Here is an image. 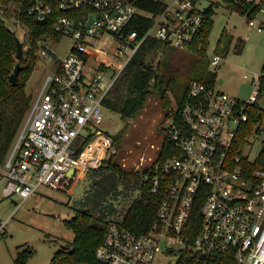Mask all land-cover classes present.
<instances>
[{
  "label": "built area",
  "instance_id": "built-area-1",
  "mask_svg": "<svg viewBox=\"0 0 264 264\" xmlns=\"http://www.w3.org/2000/svg\"><path fill=\"white\" fill-rule=\"evenodd\" d=\"M26 1L29 15L62 36L57 40L48 31L39 41L42 58L53 60V45L64 37L73 46L44 77L0 161L3 194L18 196V209L41 187L68 192L79 170L102 167L106 154H117L116 148L110 152L114 139L101 129L103 101L117 77L147 39L201 49L208 19L201 0H148L159 5L156 12L141 9L137 0ZM230 1L245 10L251 29L263 32L257 17L264 15V0ZM137 14L152 19L143 35L129 28ZM0 18L8 20L3 5ZM11 21L24 28L18 17ZM108 36L118 41V54L89 66L91 52ZM220 61L218 55L211 60L213 65ZM244 77L257 86L249 100L201 81L190 83L177 114L165 121L171 154L151 158L139 169L143 188L159 202L156 218L143 233L109 221L96 250L101 263L264 264V169L249 166L260 159L264 141L259 157L250 160L244 154L250 136L244 144L241 140L260 96L261 76ZM8 221L0 224V232Z\"/></svg>",
  "mask_w": 264,
  "mask_h": 264
},
{
  "label": "rangeland",
  "instance_id": "rangeland-1",
  "mask_svg": "<svg viewBox=\"0 0 264 264\" xmlns=\"http://www.w3.org/2000/svg\"><path fill=\"white\" fill-rule=\"evenodd\" d=\"M7 6V27L16 32L24 43L25 56L30 48L28 30L25 25L24 28L16 27L11 21L18 7L17 2H10ZM199 6L202 10L212 8L215 11L205 57L206 71L217 75L214 87L241 100H249L257 86L244 76L259 79L264 74V30L258 32L251 29L248 17L232 13L223 0H201ZM257 18L264 22L263 14ZM223 32L232 36L231 43L228 39L220 43ZM167 45L159 58L163 62H171V67L165 70L167 78L170 73L178 72L175 92L171 93L175 110L179 107V99L185 87L194 77L190 60L197 55L193 50ZM72 46V40L64 37L53 45L56 55L51 61L45 60L37 52L38 61L26 88L29 95L33 98L36 96L46 74L53 71L59 57L67 55ZM118 52V41L108 36L98 42L97 48L91 52L89 66L95 67L101 58L117 55ZM215 55L221 57L218 65L211 62ZM259 104L264 110V92ZM103 110L101 129L114 139L110 152L115 148L118 150L116 162L126 174L113 171L106 164L102 167L94 165L95 168L77 172L68 192L41 187L19 209L17 203L21 199L18 196L6 198L3 194L5 181H0V224L9 218L7 226L0 232V264H15L18 254L27 248L33 249L35 253L26 264H50L57 251L74 241L75 233L66 225V221L75 217L77 211H90L96 218L105 221H123L128 208L141 195L143 175L139 169L151 158H163L169 150L165 137L166 123L163 121L166 108L160 94L157 91L151 94L144 108L134 118L122 119L115 111L105 107ZM115 137L118 141H115ZM263 141L264 118L249 137L245 156L256 160L261 153ZM110 155L106 154L105 158ZM105 161L102 159L101 164Z\"/></svg>",
  "mask_w": 264,
  "mask_h": 264
},
{
  "label": "trees",
  "instance_id": "trees-1",
  "mask_svg": "<svg viewBox=\"0 0 264 264\" xmlns=\"http://www.w3.org/2000/svg\"><path fill=\"white\" fill-rule=\"evenodd\" d=\"M0 0V5L8 11L10 2H17L15 16L28 29L30 48L21 61L17 60L16 32L7 27L6 21L0 18V161H4L10 148L12 147L19 129L30 109L32 96L27 93V83L32 76L37 61V52L40 49L39 41L49 32L51 37L61 39V34L50 30L52 25L46 22H39L34 16L27 12V1L24 0ZM230 10L239 11L244 15L245 10L226 0ZM137 5L141 9L157 11L159 8L155 2L148 0H137ZM158 7V8H157ZM160 8L162 6L160 5ZM255 12V11H254ZM9 14V13H7ZM215 11L212 8L206 10L207 25L204 33L203 45L201 49L193 48L195 59L190 60V69L194 70V77L190 80L201 81L210 86L217 83V75L208 73L205 69V57L209 48V37L214 26L213 16ZM9 16V15H8ZM152 23L150 17L137 14L129 25L130 30H138L143 35ZM232 36L228 32H223L220 43L226 39L231 43ZM168 45L154 39H147L137 50L131 61L117 77L110 91L104 98V107L119 113L122 119L134 118L138 112L144 108L148 98L154 92H159L162 103L166 108L163 121L170 116L177 114L173 109L171 93L175 92L177 85V73L172 72L167 78L165 70L171 67V62H163L159 58L160 53ZM21 64V72L15 84L10 83L9 77L13 73L16 65ZM191 81V82H192ZM190 85V83H189ZM189 85L183 91V96L179 99V106L182 104ZM260 97L264 92V74L260 79ZM259 99L252 108L251 119L247 123L245 130L241 132L242 144L255 131V126L264 118V110L259 104ZM115 141L118 138L115 137ZM166 146V142H165ZM170 148V147H168ZM170 152V151H168ZM171 154V153H170ZM170 154H165L166 158ZM117 154H112L103 164L113 171L123 172L121 166L116 162ZM250 170L264 169V151L260 159L255 164H250ZM159 202L150 196L142 187L141 195L135 199L128 208L123 223L140 233L146 232L156 218ZM109 221L96 218L90 211H77L75 217L66 221V225L75 233V239L66 247L57 251L50 264H103L96 258V250L102 243ZM33 249L27 248L18 254L15 264H26L30 257L34 255Z\"/></svg>",
  "mask_w": 264,
  "mask_h": 264
},
{
  "label": "water",
  "instance_id": "water-1",
  "mask_svg": "<svg viewBox=\"0 0 264 264\" xmlns=\"http://www.w3.org/2000/svg\"><path fill=\"white\" fill-rule=\"evenodd\" d=\"M16 44H17V57L16 58L18 61H21L24 57V43L19 38H17ZM50 53H52V51H50ZM20 72H21V64L18 63L16 65L13 73L9 77L10 83H12V84L17 83ZM221 82H223V81H221ZM73 173H74V171H71L70 175H72Z\"/></svg>",
  "mask_w": 264,
  "mask_h": 264
}]
</instances>
